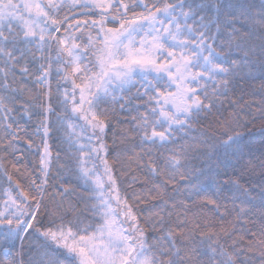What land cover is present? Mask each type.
<instances>
[{"label": "snow or ice", "instance_id": "1", "mask_svg": "<svg viewBox=\"0 0 264 264\" xmlns=\"http://www.w3.org/2000/svg\"><path fill=\"white\" fill-rule=\"evenodd\" d=\"M0 264H264V0H0Z\"/></svg>", "mask_w": 264, "mask_h": 264}, {"label": "trees", "instance_id": "2", "mask_svg": "<svg viewBox=\"0 0 264 264\" xmlns=\"http://www.w3.org/2000/svg\"><path fill=\"white\" fill-rule=\"evenodd\" d=\"M257 2H258V0H257ZM253 84L258 85L259 81L258 80L257 81H253ZM55 87H56V83H55V80H53V91L54 92H55ZM245 91H246V94H245V99L246 100H252V99H255L257 101L259 100V98H260L259 96L253 97V96L250 95V93L252 91L251 88H247ZM132 115H135V112L121 113L122 117H128L129 119H130V117ZM22 123H23V121H22ZM121 127H131V125L126 123L125 125H122ZM109 135H111V134H109ZM109 143H111V140H109ZM229 219H231V217H229Z\"/></svg>", "mask_w": 264, "mask_h": 264}]
</instances>
